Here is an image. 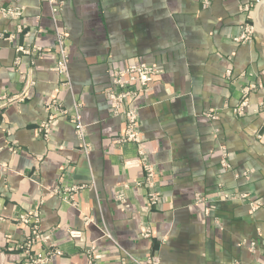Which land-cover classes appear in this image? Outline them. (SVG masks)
<instances>
[{
    "label": "crops",
    "instance_id": "crops-1",
    "mask_svg": "<svg viewBox=\"0 0 264 264\" xmlns=\"http://www.w3.org/2000/svg\"><path fill=\"white\" fill-rule=\"evenodd\" d=\"M259 1L67 0L55 18L67 34L69 90L51 70L56 38L49 6L15 0L23 9L19 21L0 15V97L20 95L28 80L32 85L22 102L0 108V213L10 218L42 201L41 229L62 252L53 264H89L91 247L93 264H146L147 256L158 264H264V34L255 29L248 42L234 40L246 25L264 29ZM17 22L23 33H16ZM19 46L45 51L24 55ZM130 62L162 70L132 102L157 170L159 209L136 185L144 172L135 145L116 144L124 123L110 115L104 94L112 72ZM254 83L261 87L250 93V107L232 115L240 91ZM52 100L70 111L81 103L87 154L68 116L54 118L48 141L39 134ZM209 110L219 111L217 121L204 116ZM220 146L229 153L226 172H219ZM61 180L84 186L78 209L46 193ZM124 185L120 203L115 195ZM221 193L246 195L260 206L252 211ZM142 223L151 226L150 239L140 236ZM5 234L19 240L24 232L0 222V264H18Z\"/></svg>",
    "mask_w": 264,
    "mask_h": 264
},
{
    "label": "built area",
    "instance_id": "built-area-1",
    "mask_svg": "<svg viewBox=\"0 0 264 264\" xmlns=\"http://www.w3.org/2000/svg\"><path fill=\"white\" fill-rule=\"evenodd\" d=\"M0 0V15L8 20L19 21L22 15V7L15 3V0H8L7 4H4ZM49 6L50 12L53 17L55 25V38L56 47L53 52L56 55V59L51 67V70L57 73L63 78V86L71 89L69 82L68 72V50H67V34L66 29L59 30L56 27L55 16L59 14L65 5L67 0H39ZM246 10L247 7H243ZM16 33H23L25 26L17 22L15 26ZM255 33V28L252 25H246L243 27L242 33L234 38L236 42L246 43ZM3 35L0 33V38ZM14 38L10 35L8 39ZM45 51L41 47L29 48L26 46H19L16 48V52L24 55H38ZM162 73L160 67L152 63H128L126 66L116 69L112 72L110 86L104 91L105 97L109 102V113L111 116L120 117L124 123V131L119 139L116 141L118 146L126 144H133L136 148V156L143 169V178L140 182L136 183L137 186H143L147 190V201L151 209H159L163 202V194L160 186L156 181L158 176L155 166L149 161L148 153L142 146L143 133L141 130L140 120L138 112L132 107V102L138 96L146 93L155 82L158 75ZM231 71H226V76H230ZM250 73H243L241 78L250 77ZM32 82L28 80L25 85L24 91L20 95L8 96L3 95L0 97V108L7 106L14 102H22L27 96V90L31 87ZM260 84H250L245 86L240 91V100L236 107L230 109L232 115L242 116L245 113V109L250 107L249 95L251 92L260 88ZM72 110L64 108L57 100H52L45 104V109L48 112L47 121L41 123L38 127V132L43 139L48 141L50 124L57 116H68L69 122L72 124L76 138L81 144L83 153L87 154L90 150V144L87 136L86 126L83 125L80 119L81 103L74 102ZM257 109L254 110L256 112ZM204 116L209 121H217L219 119L218 110H209ZM213 136L217 138L219 136V129L215 128ZM9 150L14 153L15 147H10ZM221 159L219 163V172H226L230 169L229 153L224 146H220ZM128 185H124L115 195V200L124 203L125 202V190ZM84 186L75 185L61 180L59 184L52 188L46 189L48 195L57 196L61 202L78 209L80 207L78 196L81 194ZM223 200H238L248 203L252 211L256 210L260 206V201H248L246 195L221 193ZM201 197L197 196L196 201H201ZM33 205L25 211L16 213L15 215L7 218L0 213V222L9 221L14 227L24 232V235L15 240L9 234L4 235L5 249L7 251H17L20 254L18 264H53V260L56 257L61 256L60 249L55 247L51 242V235L49 232L41 229V212L39 210V204ZM85 222H90V218L83 217ZM107 235V233H104ZM140 236L143 239H150L152 237L151 226L147 223L140 225ZM89 264H93L92 253L93 248H89L88 251ZM135 264H141L138 261H134ZM146 264H158V261H153L152 257L147 256L145 259Z\"/></svg>",
    "mask_w": 264,
    "mask_h": 264
},
{
    "label": "water",
    "instance_id": "water-1",
    "mask_svg": "<svg viewBox=\"0 0 264 264\" xmlns=\"http://www.w3.org/2000/svg\"><path fill=\"white\" fill-rule=\"evenodd\" d=\"M264 2V0H260L258 3H257V8L262 4ZM255 29H256V31H258V32H260V33H262V34H264V29H262L261 27H259V26H255Z\"/></svg>",
    "mask_w": 264,
    "mask_h": 264
},
{
    "label": "bare ground",
    "instance_id": "bare-ground-1",
    "mask_svg": "<svg viewBox=\"0 0 264 264\" xmlns=\"http://www.w3.org/2000/svg\"><path fill=\"white\" fill-rule=\"evenodd\" d=\"M264 3V2H263Z\"/></svg>",
    "mask_w": 264,
    "mask_h": 264
},
{
    "label": "rangeland",
    "instance_id": "rangeland-1",
    "mask_svg": "<svg viewBox=\"0 0 264 264\" xmlns=\"http://www.w3.org/2000/svg\"><path fill=\"white\" fill-rule=\"evenodd\" d=\"M196 199V198H195Z\"/></svg>",
    "mask_w": 264,
    "mask_h": 264
}]
</instances>
